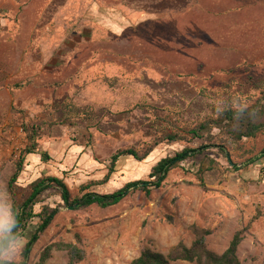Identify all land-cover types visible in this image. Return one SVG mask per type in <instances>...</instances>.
<instances>
[{"label":"rangeland","instance_id":"374dc122","mask_svg":"<svg viewBox=\"0 0 264 264\" xmlns=\"http://www.w3.org/2000/svg\"><path fill=\"white\" fill-rule=\"evenodd\" d=\"M263 97L264 0H0V202L22 203L43 177L62 179L73 199L111 194L151 182L167 157L206 147L160 188L106 209L46 192L35 212L58 214L28 264L51 245L43 264H70L76 252L66 245L78 264H131L144 250L168 257L199 238L223 254L239 232L241 263L264 264V132L240 142L218 129L213 139L189 134ZM124 149L149 157L121 158L105 181Z\"/></svg>","mask_w":264,"mask_h":264},{"label":"trees","instance_id":"16d2710c","mask_svg":"<svg viewBox=\"0 0 264 264\" xmlns=\"http://www.w3.org/2000/svg\"><path fill=\"white\" fill-rule=\"evenodd\" d=\"M226 123L222 124L220 120H207L196 128L192 129L189 134L192 139L203 140L206 137L212 136L214 129L221 130L226 137L230 138L231 141L240 142L245 138H254L258 134L264 132V97L260 103L254 105V107L242 110V111H231L227 110L224 113ZM176 136H174L175 138ZM173 140V139H172ZM215 146V145H214ZM218 147V146H217ZM206 147L200 149H185L180 153H177L174 157H167L157 163L152 168L149 175L151 182L135 181L127 183L123 188L111 193V194H97L87 192L81 198L73 199L71 192L66 183L56 177H43L33 182L29 195L22 203H14L13 210L16 215V219L19 222L20 233L26 234L30 224L35 220L38 221L35 231L31 234L29 240L26 243V248L23 252L22 264H28L30 255L34 246L38 243L41 236L49 229L54 219L58 214V209L51 208L48 205L43 206L40 213L35 212V208L43 204V195L51 190L56 189L59 191L62 201L67 206L75 208H88L91 206H98L106 209L109 207L120 204L126 199L132 191L138 190L143 187L147 189L148 186L154 189H158L162 186L166 180L169 172L180 166L181 163L195 157L197 154H202ZM36 145L33 150L27 151V155L34 154ZM264 157V149L262 151ZM123 157H133L137 161L145 160L149 157V153L145 154L144 157H140L134 149H124L119 151L113 156L109 172L105 177V181L116 172L118 162ZM48 158L47 155H43V159ZM23 169V164L18 166L17 172L13 175L10 181V188L13 189L16 184L20 173ZM204 171H200V184L205 188V179L201 175ZM20 233H17L19 235ZM243 233H237L230 243L229 248L223 254H217L206 247L203 238L197 239L193 245L188 248L183 243L175 247L168 257H165L161 253L152 252L150 250H144L141 256L135 259L131 264H176L177 261H183L190 264H242L238 257V249L243 241ZM58 246L51 245L44 251L40 264H43L51 250ZM65 248L75 250L74 258L70 264H78L82 259L79 251L74 248L73 245H66Z\"/></svg>","mask_w":264,"mask_h":264},{"label":"clouds","instance_id":"9594fccd","mask_svg":"<svg viewBox=\"0 0 264 264\" xmlns=\"http://www.w3.org/2000/svg\"><path fill=\"white\" fill-rule=\"evenodd\" d=\"M13 208L0 202V264H22L26 234L20 233Z\"/></svg>","mask_w":264,"mask_h":264},{"label":"crops","instance_id":"0c3cea01","mask_svg":"<svg viewBox=\"0 0 264 264\" xmlns=\"http://www.w3.org/2000/svg\"><path fill=\"white\" fill-rule=\"evenodd\" d=\"M33 157H37V155H36V153H34V154H30L29 156H28V160H31V159H33ZM40 157V156H39ZM41 159H43V156L41 157ZM33 162V161H32ZM35 163H39V162H41V161H34ZM51 163H53V162H56V161H50ZM71 163H74V161H59V166H62V165H67V164H71ZM57 178V177H56ZM60 179V178H59Z\"/></svg>","mask_w":264,"mask_h":264}]
</instances>
